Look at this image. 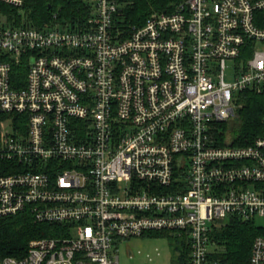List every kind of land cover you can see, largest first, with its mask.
Wrapping results in <instances>:
<instances>
[{
  "label": "built area",
  "instance_id": "obj_1",
  "mask_svg": "<svg viewBox=\"0 0 264 264\" xmlns=\"http://www.w3.org/2000/svg\"><path fill=\"white\" fill-rule=\"evenodd\" d=\"M89 1L81 25L0 21V218L57 225L0 264H119L122 241L151 233L220 264L211 232L228 217L261 227L248 264H264V0H184L125 36L119 0ZM246 90L261 133L220 145Z\"/></svg>",
  "mask_w": 264,
  "mask_h": 264
},
{
  "label": "trees",
  "instance_id": "obj_2",
  "mask_svg": "<svg viewBox=\"0 0 264 264\" xmlns=\"http://www.w3.org/2000/svg\"><path fill=\"white\" fill-rule=\"evenodd\" d=\"M183 1L119 0L114 23L125 36L132 27H141L151 14L170 13ZM89 6V0H24L20 9L0 3V21L6 17L12 26L38 29L52 23L81 25L90 14ZM13 71L14 77H23L24 73L18 66ZM239 95L242 105L236 118L230 124L219 125V138L222 139L220 145L228 138L232 145L246 146L261 133L262 97L249 90ZM9 166H12L9 162L1 161L0 175L5 174ZM56 226L36 223L27 213L1 217L0 256L18 259L24 257L30 240L56 235ZM260 232L261 227L251 221H243L237 217L225 218L212 228V258L220 264H247L252 242ZM173 239L175 263L186 264L189 260V243Z\"/></svg>",
  "mask_w": 264,
  "mask_h": 264
},
{
  "label": "rangeland",
  "instance_id": "obj_3",
  "mask_svg": "<svg viewBox=\"0 0 264 264\" xmlns=\"http://www.w3.org/2000/svg\"><path fill=\"white\" fill-rule=\"evenodd\" d=\"M3 21L7 22L6 17L3 18ZM232 65V61L227 62L226 78L231 76ZM234 119H230L228 124L232 123ZM9 130L12 131L11 124H9ZM257 224H260V221ZM174 240L167 233H151L143 237L124 240L117 248L119 264H176Z\"/></svg>",
  "mask_w": 264,
  "mask_h": 264
}]
</instances>
